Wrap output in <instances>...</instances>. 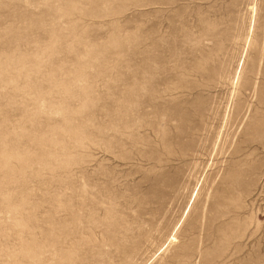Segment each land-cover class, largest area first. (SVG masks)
<instances>
[{
  "label": "rangeland",
  "instance_id": "obj_1",
  "mask_svg": "<svg viewBox=\"0 0 264 264\" xmlns=\"http://www.w3.org/2000/svg\"><path fill=\"white\" fill-rule=\"evenodd\" d=\"M0 264H264V0H0Z\"/></svg>",
  "mask_w": 264,
  "mask_h": 264
}]
</instances>
